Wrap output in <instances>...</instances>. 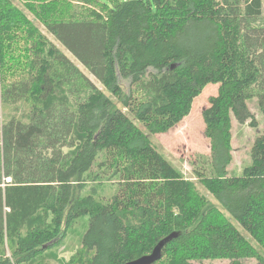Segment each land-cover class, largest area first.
I'll list each match as a JSON object with an SVG mask.
<instances>
[{
	"label": "trees",
	"instance_id": "trees-1",
	"mask_svg": "<svg viewBox=\"0 0 264 264\" xmlns=\"http://www.w3.org/2000/svg\"><path fill=\"white\" fill-rule=\"evenodd\" d=\"M18 1L110 95L0 0V264H51L84 216L80 246L59 264H126L167 238L153 264H264L262 0ZM191 27L207 37L185 43ZM208 84L219 87L204 134L221 168L231 117L255 124L252 99L263 129L241 176L188 180L148 135L176 127Z\"/></svg>",
	"mask_w": 264,
	"mask_h": 264
},
{
	"label": "rangeland",
	"instance_id": "rangeland-1",
	"mask_svg": "<svg viewBox=\"0 0 264 264\" xmlns=\"http://www.w3.org/2000/svg\"><path fill=\"white\" fill-rule=\"evenodd\" d=\"M12 1L15 5L23 9L24 14L50 42H52L87 78L101 88L79 62L75 60L39 22L34 20L32 15L22 7L18 0ZM262 4L264 11V0H262ZM206 37L207 30L205 27H191L188 30V38L184 42L188 43L189 41L190 43H195L204 40ZM218 87L217 84L206 85L202 92L193 100L189 115L176 127L166 133L148 135L156 150L188 180H195L194 170H202L206 177L223 174L226 177L241 176L243 170L251 165V147L254 140L263 129V117L258 110L257 100L252 99L247 102V106L253 115L255 124L253 126H249L248 123L240 124L235 118L231 117L230 160L226 166L221 168L217 159L213 158L210 152V142L205 137V125L202 119V112L208 108L209 98L217 95ZM101 89L104 90L103 88ZM104 93L106 96L110 95L107 90H104ZM103 189L105 194L110 195L113 186L110 183H105ZM197 189L202 195L208 197L209 200L230 219L235 228L238 229L256 249H259L258 246L245 235L242 228L238 226L234 218L222 207V205L209 196L199 184H197ZM100 193V190L94 193L91 189H87L84 191L83 195L92 194L96 198H99ZM88 225L89 217L87 216L78 219L75 224H73L68 230L62 247L55 250L56 258L50 261L52 262L51 264H59L62 260H69L74 251L80 246ZM260 252L262 251L260 250ZM230 262L231 260L229 259H207L194 261L192 264H230ZM242 264H258V262L255 259H245L242 261Z\"/></svg>",
	"mask_w": 264,
	"mask_h": 264
},
{
	"label": "water",
	"instance_id": "water-1",
	"mask_svg": "<svg viewBox=\"0 0 264 264\" xmlns=\"http://www.w3.org/2000/svg\"><path fill=\"white\" fill-rule=\"evenodd\" d=\"M170 68L171 69L175 68V65H172ZM167 240H169V238L163 240L159 244V249L155 248L150 255L143 256L141 258H138V259L131 261V262H128L126 264H153V263H155L156 261H158L161 258L160 248L163 246L164 242H166Z\"/></svg>",
	"mask_w": 264,
	"mask_h": 264
},
{
	"label": "built area",
	"instance_id": "built-area-1",
	"mask_svg": "<svg viewBox=\"0 0 264 264\" xmlns=\"http://www.w3.org/2000/svg\"><path fill=\"white\" fill-rule=\"evenodd\" d=\"M0 124H1V115H0ZM7 181H9V180H7Z\"/></svg>",
	"mask_w": 264,
	"mask_h": 264
}]
</instances>
